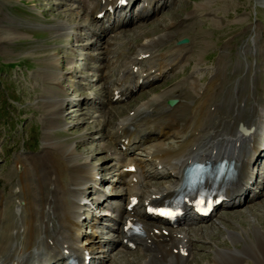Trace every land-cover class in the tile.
Returning <instances> with one entry per match:
<instances>
[{
    "label": "bare ground",
    "instance_id": "bare-ground-1",
    "mask_svg": "<svg viewBox=\"0 0 264 264\" xmlns=\"http://www.w3.org/2000/svg\"><path fill=\"white\" fill-rule=\"evenodd\" d=\"M79 1H81L84 13L87 11L86 14L101 21V24L96 25L93 31L94 35H98V33L106 34L117 29L121 30L126 25L131 26L137 22L141 24L144 21L147 22L146 18H149L151 11L154 10V15H156L161 7L167 8V3L170 4L174 0H143L144 3L136 14L131 9L128 15L125 13L123 17L118 15L112 19L111 13L123 12L128 6L135 8L138 1ZM185 14V19L180 20L171 31L154 32V29H151V31H142L137 36L142 37L143 40L133 41L134 47L122 54L116 62L121 65L115 66L114 64L113 74H108V82L105 81L107 100L101 102V105L108 107L113 101H120L130 96L134 91L165 77L169 71L178 66L182 59H188L189 44H178V42L177 45L172 44L185 34L188 25L193 21L192 13ZM68 18L71 21L74 19L71 14ZM104 18H108V25L102 21ZM68 20H59L52 25L54 32L59 35L66 32L70 25ZM129 21L132 24L128 23ZM85 22L86 25L81 30L85 32L88 44L82 47L92 46L99 50L100 39L98 37L94 44H89L93 28L89 27L87 21ZM167 26L165 24V28ZM151 32L154 35H151L153 34ZM83 38L81 36V39ZM105 41L109 43V40L105 39L103 42ZM255 44L256 41L254 48ZM111 51L110 47L105 49L103 53L106 56L105 60ZM90 57L92 55H89V59ZM54 72L50 68L45 73L53 82H58L60 74L56 75ZM219 72H221L220 68L211 79L214 84L217 77L221 75ZM190 74L193 72L191 71ZM156 87L157 85H152L150 89L153 90ZM188 87L192 89L194 85L190 83L188 86L183 79L175 83L173 87L147 98L127 114L116 118L108 135L109 145L103 146L105 152L110 155L104 161L103 165H107L104 173L95 172L86 163L85 158L76 151L72 142L53 138L48 131L44 132L43 148L40 154L16 157L15 162L22 167L16 184L20 186V193L17 196L24 200V214L19 221L9 216L8 219L5 217L7 220L3 218L4 223L0 219V264H56L57 262L65 264L69 257L77 259L79 264H97L98 260L94 259V256L102 258L104 253L96 249L94 252H97L94 254L91 241L96 240L98 244L95 246L102 247V243L97 240L101 231L97 230L100 220L111 218L112 212L117 214L114 218V225L109 231L116 232L118 237L109 239L111 244L108 249L120 253L124 251L123 249L132 252L129 250L134 248L139 251L137 254L141 256L144 254L135 262L132 259L125 260V258L124 264H189L188 258L192 252L191 245L194 239L190 234L191 230L186 228V225L197 220L192 212L195 209L196 199L191 196L184 199L183 204L175 210L178 218L175 224L162 221L155 216L154 212L165 200L172 202L178 195L183 169L195 160L215 162L226 158L228 161H234L237 176L222 192L223 201L227 203L224 208L233 211L247 207L245 206L247 203L254 204L259 199L260 191L264 189V177H262L260 183L263 187L249 197L252 185L258 184L256 168L259 167L264 172V88L260 92L261 97H256V103L251 104L247 112L244 110L245 106L238 103L231 121L225 123L215 115V110L220 106L218 102L215 104L214 111L209 109V105L205 106V120L196 119L193 113L186 119L184 113L181 112L187 106L185 92H189L190 97ZM206 96L204 100H210L213 97L211 94H206ZM167 97L176 98V103L168 104L166 101L169 98L166 99ZM88 98L85 97L81 103L78 101L75 107L84 109ZM243 101L247 103V100ZM46 102L50 123L46 130L63 127L62 124L60 125L59 115L66 100L50 95ZM90 103L94 109L91 112H97L100 108L99 105V107L96 106L98 100ZM205 104L202 102V106ZM105 113L108 114V112ZM106 115L104 117L101 114V117H104L101 122L107 121ZM240 122L248 130L241 129ZM168 135L174 136L178 145L166 147L157 142L159 138H162L159 139L162 142ZM148 141L152 143L146 149L147 160L129 161L123 158L129 150ZM256 147L259 149L257 150ZM111 159L113 163L109 167L107 160ZM147 163L152 165L151 173L145 169ZM111 168L116 171L111 187L114 194H106L102 192V184L108 179L105 176L102 177V174H107ZM162 179H168V181ZM252 179L254 180L250 182ZM117 182L123 186L121 193L117 192V186H114ZM88 184L93 187L90 192H86ZM2 191L0 190V218L7 207H5ZM261 193L263 194V191ZM117 197L124 200V205L109 204L108 212H103L98 217L90 213V220L92 221L95 217L94 220L97 222L96 233L93 230L94 224L93 227L90 226L92 229L89 235L81 231L82 222L86 220L82 217L83 211L89 212L93 208L92 205L99 207L104 202L115 200ZM216 198L214 197L213 200ZM81 204H85L86 207ZM138 204L143 208L142 212H136ZM221 207L222 204H219L215 210ZM237 214H242V211ZM132 227H136L139 233L130 234ZM227 236L232 244L231 247L226 246V248L213 250L211 264H246L247 259L256 264H264V228L261 229L257 223L252 222L250 227H243L240 231H229ZM235 242H240V245L237 246ZM112 261L117 262L115 259ZM106 263L107 259H104L102 264Z\"/></svg>",
    "mask_w": 264,
    "mask_h": 264
},
{
    "label": "rangeland",
    "instance_id": "rangeland-1",
    "mask_svg": "<svg viewBox=\"0 0 264 264\" xmlns=\"http://www.w3.org/2000/svg\"><path fill=\"white\" fill-rule=\"evenodd\" d=\"M142 5L143 0H139L135 8H132L135 14ZM166 6L167 8L161 7V11L159 10L156 15L154 10L151 11L149 18H146L147 22L144 21L142 24L137 22L131 26L126 25L121 30L117 29L106 34L97 32L98 35H94V27L99 26L101 21L86 14L87 11L84 13L79 0H0V190H3L5 207L7 206L5 216L0 218L3 223L5 222L3 218L7 220L9 216L19 221L24 214V200L17 196L20 193V186L16 184L22 167L15 162V158L40 154L45 131L50 132L53 138L72 142L76 151L85 158L86 163L95 172L104 173L107 165L103 164L110 155L105 152L103 146L109 145L108 135L118 117L127 114L147 98L173 87L183 79L188 86L190 83L194 85L192 89L188 87L190 97L189 92H185L184 95L187 106L181 113H184L186 119L193 113L196 119L205 120V106L209 105V109L214 111L218 102L220 106L215 110V115L225 123H229L238 103L244 105V110L247 112L251 104L256 103L257 98L261 97L260 92L264 88V0H174ZM128 9L116 12L111 17L131 13ZM187 12L193 15L192 23L188 25V30L182 36L189 39L185 44L190 45L188 59H182L174 70L164 75L165 77L134 91L130 96L120 101H113L108 107L101 105V102L107 100L105 81L108 80V74H113L114 64L121 65L116 62L122 54L134 47L133 41L143 40L142 37L137 36L142 31H151V29H154V32L171 31L180 20L185 19ZM70 14L74 21L68 20ZM59 20L70 22L69 28L61 35L54 32L51 27ZM84 20L89 23L90 28H93L89 44H94L98 37L99 50L92 46L82 47L88 44L85 32L81 30L86 25ZM107 20L104 18L102 21L108 25ZM165 24L168 25L166 28ZM87 32L90 34V30ZM81 36L84 38L81 39ZM104 36L108 37L103 38ZM105 39L109 40V43L103 42ZM172 44L177 45V40ZM109 47L112 51L105 60L106 56L103 53ZM89 55H92L90 59ZM50 68L55 71L54 74H60L58 82H53L45 73ZM219 68L221 75L214 84L211 79ZM191 71L193 74H190ZM152 85L157 87L152 90L150 89ZM237 86L239 88L236 89ZM206 94L213 95L212 99L204 100ZM50 95L64 98L66 102L62 105L59 115L60 125L62 124L63 127L46 130L47 125H50L46 110L47 97ZM85 97H89V100L84 109L75 107V104L78 101L81 103ZM90 100L92 103L98 100L96 106L99 105L100 108L95 113L91 112L94 109ZM243 100H247V103ZM202 102L206 104L202 106ZM105 112L108 114L106 115ZM101 114L106 115V122H101L105 117H101ZM159 139L157 142L166 147L177 144L176 138L172 135L163 139V143ZM151 143L148 141L134 147L124 154L123 158L129 161L147 160L146 149ZM107 161L110 167L113 160ZM113 169L111 168L105 175L102 174V177L108 179L101 183L102 192L106 194H114L111 187L116 171ZM145 169L149 172L153 171L150 163H147ZM258 175L261 182L264 173L260 168ZM162 180L168 181V179ZM89 184L86 192L92 191L93 187ZM114 186H117V192L121 193L123 186L120 182ZM262 187V183H259L258 188ZM252 188L256 191L258 189L256 186ZM262 191L254 204L247 203L245 205L247 207L233 211L221 207L210 217L198 218L186 225L194 239L188 263L211 264L213 250L231 247L232 244L227 236L229 231H240L243 227H250L252 222L257 223L261 229L264 228V189ZM99 195L103 196L101 193ZM109 204L124 205V200L117 197L115 200L104 202L99 207L92 205L93 208L89 212L83 211L86 220L82 222L81 231L89 235L92 229L90 226L93 227L94 224L93 230L96 233L95 228L97 229L98 226L96 227L97 222L94 219L103 212H108ZM223 204L225 205V202ZM81 205L86 207L85 204ZM240 210L242 214H237L241 212ZM90 213L95 215L92 221ZM116 214L112 212L111 218L100 220L97 231H101V234L97 240L102 243V247L97 248L95 245L98 242L91 241L93 252L97 249L98 252L100 250L104 253L102 258L94 256V259L98 260L97 264H102L104 259H107L106 264H119V262L124 264L125 258L135 262L144 256L137 254L139 251L136 249L129 250L132 252L123 249L124 251L120 253L108 249L111 244L109 239L118 237L116 232L109 231L114 225ZM235 244L239 246L240 242ZM111 259L117 262L114 263ZM246 264L256 263L247 259Z\"/></svg>",
    "mask_w": 264,
    "mask_h": 264
},
{
    "label": "water",
    "instance_id": "water-1",
    "mask_svg": "<svg viewBox=\"0 0 264 264\" xmlns=\"http://www.w3.org/2000/svg\"><path fill=\"white\" fill-rule=\"evenodd\" d=\"M185 42H187V39L186 38H183V39H181L180 41H179V43H185ZM175 102V100H168V103L169 104H172V103H174Z\"/></svg>",
    "mask_w": 264,
    "mask_h": 264
}]
</instances>
